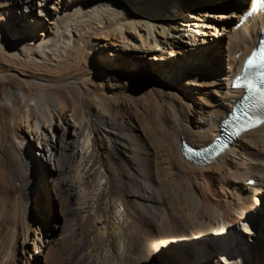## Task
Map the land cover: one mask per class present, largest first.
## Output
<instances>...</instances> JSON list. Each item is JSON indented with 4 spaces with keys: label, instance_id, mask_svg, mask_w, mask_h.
Instances as JSON below:
<instances>
[{
    "label": "bare ground",
    "instance_id": "6f19581e",
    "mask_svg": "<svg viewBox=\"0 0 264 264\" xmlns=\"http://www.w3.org/2000/svg\"><path fill=\"white\" fill-rule=\"evenodd\" d=\"M34 1L0 0V264H33L49 247L14 198L44 196L35 162L68 224L88 226L83 264H264V123L204 167L179 149L209 142L239 96L229 79L262 17L232 25L250 0ZM202 173L227 185L224 203Z\"/></svg>",
    "mask_w": 264,
    "mask_h": 264
},
{
    "label": "rangeland",
    "instance_id": "374dc122",
    "mask_svg": "<svg viewBox=\"0 0 264 264\" xmlns=\"http://www.w3.org/2000/svg\"><path fill=\"white\" fill-rule=\"evenodd\" d=\"M67 1L68 0L63 1L64 4ZM207 2L208 1H206L204 3L206 4ZM221 2H224V3H221ZM233 2H234V0H226V1L218 0V1L208 2V4L209 3H214L221 10H223V9L227 8V5L229 6V5L233 4ZM247 4L245 3L244 6H247ZM38 6H39L38 0H35L33 8L36 9ZM177 7L178 8L181 7V1L177 2ZM15 9L17 11L16 12L17 16L20 19H22V21L23 20L26 21V19L29 18L30 15H29L28 11L27 10H23V6H22L21 3ZM228 10H229L228 12H232V10H230V9H228ZM9 19L10 18H7V21H9ZM165 22H166V25L168 24V26H169L170 23L168 21V18H167V20ZM12 24H14V22H12ZM224 39H225V37H224ZM159 76H162V74L159 75ZM160 98L167 100L166 97H160V96L155 97V99L157 101L159 100V102H160ZM157 151H158V149L154 148L155 154H154V158L153 159L155 160L157 165H159L158 162L160 161V156L158 155ZM36 159H38V161L40 160V162L42 164H44L46 162L45 159H42L39 156H36ZM46 166L47 165L44 164V172L42 173L43 176L40 175L41 173H39V169L37 167V162H35L33 165H31V168L29 169V174L31 176L30 181L33 184V186L32 185L31 186H32V188L35 187V186H37L38 188H42L43 193H44V196H42V198H40V196H38L37 194L36 195L35 194L34 195L30 194V196H23L22 193H21L22 194L21 195L22 197H21V196H19L20 195V191L17 192V193L14 192L15 193L14 194L15 195V197H14L15 200L16 199L18 200L19 197L22 198L21 201H22V203L24 202V206H23L24 210L26 209L25 213L27 215H30L29 218L31 219L32 225H34V229L36 231V232L33 233L34 236L35 237L36 236H42L44 238V240L50 241L48 243L49 247H46V248L44 247V250H43L41 255H40V253H38L37 256L33 255L37 259V260H34L33 264H74L73 262L76 261L75 257H77V252H78V247L79 246L81 247L80 249L85 253V255L81 254L83 257L81 255H80L81 257H79V263L83 264L85 262L84 258L86 257V254H87V256H89L90 253H92V254L94 253V248L90 250L88 248V245H86V243H83V244L80 243V242H82L81 241L82 240L81 233H82V231H83V233H85V230H86V228L88 226L86 224H82L81 225V222L79 221L78 217L74 218L75 219V224L69 225V224H72L73 217L70 216L69 214H66L63 211V207H61V204H60V202L58 200H56V199L55 200H53V199L51 200V196L48 193V190H50V186L46 182V180L48 179L47 178V173H49V169H47ZM198 166L199 167H204V166H201V165H198ZM40 176L43 177V178H41ZM202 178L206 181V184L204 185L205 189H203V191L206 192L207 194H212L211 198L213 200L215 199L214 201H218V203H224L222 201L226 200L224 197L228 196V195H222V194H225V191L223 189H226L227 185L226 184L221 185V183H219L218 186H215L213 181L210 179V176H209L208 173H202ZM40 179L44 180V186H42V184H40V182H39V181H41ZM207 186H208V188H207ZM219 186H220V188H219ZM31 192L33 193V191H31ZM7 194L10 195V192L9 193L7 192ZM199 194H200V192H199ZM17 196H18V198H17ZM86 210H88V208ZM222 210L223 211H228L227 208H225V207ZM62 222H64V223H62ZM68 222H69V224H68ZM94 225H96V227H98L99 222L95 221ZM144 226H147L148 228L152 227L151 226V222L150 223L147 222L146 224H144ZM73 227L75 228V231L77 233L73 234L72 239H68L67 241L65 240V242L64 241H60L59 242L58 241V237H59L60 232L63 231V230H66V229L71 230V228H73ZM80 230H82V231L80 232ZM31 234H32V232H31ZM165 237L166 236H163V234L159 233L156 238H158L157 239L158 241H163ZM55 241H56V243L53 244L52 242H55ZM57 243H59V244H57ZM28 248H29V250L31 252L33 247H32V245L29 244ZM189 254H191V252H189ZM187 256H189V255H187ZM193 257L194 256L192 255L190 258H193ZM40 258H41V260H40ZM28 264H30V263L28 262Z\"/></svg>",
    "mask_w": 264,
    "mask_h": 264
},
{
    "label": "snow or ice",
    "instance_id": "6c2138e0",
    "mask_svg": "<svg viewBox=\"0 0 264 264\" xmlns=\"http://www.w3.org/2000/svg\"><path fill=\"white\" fill-rule=\"evenodd\" d=\"M253 56L256 57V59H249L247 61L249 66H252L253 64H256L259 61V67L262 69L258 74L260 76H264V52L257 55L256 53H253Z\"/></svg>",
    "mask_w": 264,
    "mask_h": 264
}]
</instances>
